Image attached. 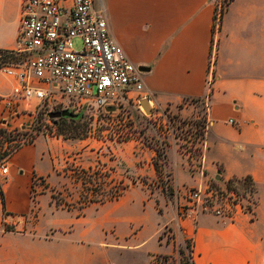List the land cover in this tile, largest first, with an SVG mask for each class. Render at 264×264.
Here are the masks:
<instances>
[{
	"label": "crops",
	"instance_id": "0c3cea01",
	"mask_svg": "<svg viewBox=\"0 0 264 264\" xmlns=\"http://www.w3.org/2000/svg\"><path fill=\"white\" fill-rule=\"evenodd\" d=\"M97 6L126 57L148 68L141 78L153 101H204L209 125L201 156L166 146L171 196L160 186L135 184L115 199L67 208L53 200L66 177L56 170L50 140L21 145L0 179V264H152L153 255L165 253L158 235L173 218L182 241L191 235L194 264H264V0H230L217 30L213 0H97ZM20 8L21 0H0V49L15 44ZM11 84L0 75V95ZM154 158L151 147L118 154L127 172L150 178L157 177ZM34 177L45 189L32 203ZM244 177L255 192L252 216L177 220L182 186Z\"/></svg>",
	"mask_w": 264,
	"mask_h": 264
},
{
	"label": "built area",
	"instance_id": "2783aa9c",
	"mask_svg": "<svg viewBox=\"0 0 264 264\" xmlns=\"http://www.w3.org/2000/svg\"><path fill=\"white\" fill-rule=\"evenodd\" d=\"M221 7L222 2L215 5L214 30L220 26ZM75 37L81 40L80 49L72 47ZM2 51L12 55L11 59L2 60L0 52V71L12 80L10 91L0 95V122L3 124L17 122L26 114L35 122L44 107H47L45 114L70 104L78 107L86 104L109 113L130 101L139 109L144 99L152 103L150 92L143 86L141 71L110 35L105 11L97 6V0H21L15 44ZM110 106L113 110L109 111L106 108ZM160 114L163 112L152 111L149 116L156 119ZM203 122L196 141L192 142L195 146L204 142L201 140L209 122L207 119ZM25 130L26 138L20 139L15 149L30 142L31 126ZM164 135L158 133V136ZM119 137L125 136L119 134ZM160 141L155 153L163 158L167 144ZM190 153L191 150L186 155L191 157ZM94 169L99 173L97 179L101 176L108 186L99 201L112 200L122 194L126 186L122 180L110 176L103 166ZM7 173L8 165L0 160V179ZM161 179L168 192L170 177L165 169ZM238 183L244 182L238 178L222 182L212 178L203 185L184 187L183 200L176 210L177 219L194 222L198 214H211L233 221L242 214L252 216L256 206L254 189L252 185L246 188ZM41 186L43 179L34 177L31 194L35 195ZM91 201L88 198L81 203Z\"/></svg>",
	"mask_w": 264,
	"mask_h": 264
},
{
	"label": "rangeland",
	"instance_id": "374dc122",
	"mask_svg": "<svg viewBox=\"0 0 264 264\" xmlns=\"http://www.w3.org/2000/svg\"><path fill=\"white\" fill-rule=\"evenodd\" d=\"M222 1L213 0L215 5ZM71 44L74 49L81 48V40L77 37L72 39ZM213 58L214 50L210 54V64ZM0 75L3 76L1 71ZM139 106L140 109L137 104L130 101L123 107L117 108L116 111L107 113L86 104L79 107L70 104L63 108L56 107L46 114L47 107H44L37 115L35 122L32 121L31 115L26 114L21 116L17 122L1 125L0 127L5 130V133L0 134V142L8 146L17 144L20 139L24 140L26 138L25 129L28 126H31L30 133L32 137L29 144L33 143L35 139L50 140L52 149H54L56 170L66 177L58 188H54L52 196L53 200L57 204H62L63 207L68 208L70 205L78 207L79 204L83 206L81 202L88 198L93 201H99L101 197L104 198V192H106L108 186L107 183L105 185L101 176L100 179L93 176L83 177L84 180L82 181L84 183H81V177H78V167L88 168L91 165L92 168L103 166V169H106L110 176L122 180L126 184L122 191L128 188L129 185L135 184L146 187L148 190L158 189L157 186H160L159 193L164 190L168 196H171L173 194L171 185L168 192H166L161 179L164 169L168 173L166 166H163L165 164V153L163 158L160 153L158 155L157 152L155 153L153 164L155 161L157 177L153 178L145 174L137 176L133 171L127 172L122 162L118 160V154L126 151L132 155L135 149L139 147H151L155 151L159 148L162 139L167 145L177 143L180 151L184 154L191 150L190 154L193 157L200 156L204 142H200L199 146L197 144L195 146L192 142L196 141L200 126L206 119L204 117V101L183 98L179 103L159 105L152 98V103H148L150 112H147L141 104ZM152 111L154 113L163 112V114L154 119L149 116ZM52 112H59L60 114L56 117H50L49 114ZM159 132H163L165 137L158 136ZM119 134L125 137H119ZM167 145H165V151ZM8 157L10 155L2 160L7 162ZM238 185L240 187H250L248 184L243 183H238ZM187 186L181 187L182 192L184 187ZM44 189L45 185L43 183L37 193L32 195L30 186L29 196L33 201L32 203ZM156 208L159 211L163 210L157 204ZM151 214L154 219L157 218L154 212H151ZM30 219H36V214L31 213ZM175 221V218L170 220L159 232L158 242L163 245L165 250V253L160 254H166L169 257L165 261L158 259L157 264H179L180 254L178 249L183 248L186 243L191 247V235L185 241H182L179 236V228H176L175 232L173 231L171 224ZM150 243H153V240H150Z\"/></svg>",
	"mask_w": 264,
	"mask_h": 264
},
{
	"label": "trees",
	"instance_id": "16d2710c",
	"mask_svg": "<svg viewBox=\"0 0 264 264\" xmlns=\"http://www.w3.org/2000/svg\"><path fill=\"white\" fill-rule=\"evenodd\" d=\"M230 0H223L222 1V7H221V13L224 11V9L226 8L227 4L229 3ZM215 9V8H214ZM3 49H0V52L3 54L2 55V60H8L11 59L12 55L9 54H5L3 51ZM5 133V130L3 128L0 127V134ZM127 139V138H126ZM17 146V144H11L10 146L8 145H4L2 142H0V160H2L3 158L11 155L14 150L15 147ZM154 167L155 169H157L156 166V162L154 161ZM98 171L92 167H88V168H83V167H78V177L80 176L81 178V183H84L83 177H97ZM243 184H248L251 187V181L249 178L244 177L243 179ZM0 197L3 201L1 192H0ZM160 238V235L158 236V239ZM178 252L180 254V260H179V264H194L193 259H192V254H191V247H189V244L186 243L183 248H179ZM168 255L166 254H155L153 256L152 259V264H157V260L158 259H162V260H167L168 259Z\"/></svg>",
	"mask_w": 264,
	"mask_h": 264
},
{
	"label": "water",
	"instance_id": "95a60500",
	"mask_svg": "<svg viewBox=\"0 0 264 264\" xmlns=\"http://www.w3.org/2000/svg\"><path fill=\"white\" fill-rule=\"evenodd\" d=\"M138 69L140 70V71H145V70H147L148 68H146V67H143V66H138ZM140 104L144 107V109L147 111V112H150L151 110H150V108H149V106H148V101L146 100V99H144V100H142V101H140ZM107 110H113V108L110 106V107H107L106 108ZM59 112H52V113H50L49 114V116L50 117H56V116H59Z\"/></svg>",
	"mask_w": 264,
	"mask_h": 264
},
{
	"label": "bare ground",
	"instance_id": "6f19581e",
	"mask_svg": "<svg viewBox=\"0 0 264 264\" xmlns=\"http://www.w3.org/2000/svg\"><path fill=\"white\" fill-rule=\"evenodd\" d=\"M148 103H151V102H148Z\"/></svg>",
	"mask_w": 264,
	"mask_h": 264
}]
</instances>
